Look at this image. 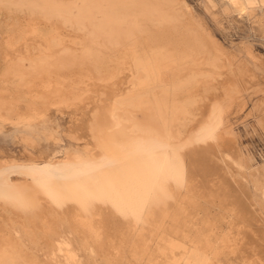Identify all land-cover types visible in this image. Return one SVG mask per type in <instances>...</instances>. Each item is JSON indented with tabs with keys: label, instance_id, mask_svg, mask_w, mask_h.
Here are the masks:
<instances>
[{
	"label": "rangeland",
	"instance_id": "rangeland-1",
	"mask_svg": "<svg viewBox=\"0 0 264 264\" xmlns=\"http://www.w3.org/2000/svg\"><path fill=\"white\" fill-rule=\"evenodd\" d=\"M43 1L0 0V113L5 115L0 123V168L43 158H87V151L106 152L95 134H104L108 117L107 123L119 118L118 129L138 120L155 124L159 131L164 127L166 133L174 132L176 138L168 140H173L175 151L180 150L176 151L180 162L168 168L167 162L161 161L134 183L111 182L102 194L62 185L41 193L22 171L9 170L0 187V237L5 242L10 237L15 240L14 263L181 264L190 250L189 257L197 262L206 264L212 259L214 264H243L238 255H227L224 245L231 236H244L245 241V235L246 243L254 240L251 244L257 243V252H264L260 222L264 219V0H244L246 10L222 0H126L137 16L130 42L147 49L197 47L199 58L205 50L209 56L217 51L222 54L221 62L227 64L215 69L216 81L203 76L170 91V101L173 95L178 100L193 95L195 101L185 102L188 116L170 112L165 123L148 105L106 114L113 101L136 83L133 74L116 66L118 55L129 42L123 34L128 25L120 24L119 47L106 39L96 43L89 22L70 26L54 15L45 19ZM99 1L104 12H125L120 0ZM165 11L171 14V21L162 20ZM72 12L81 22L79 9L74 7ZM33 24L44 38L54 33L63 42L53 47L49 66L32 69L31 61L48 54L46 42L32 33ZM7 40L19 49L10 48ZM163 73L165 81L173 74L171 70ZM144 76L150 79L151 75ZM198 81H202L200 87ZM157 90L160 93L162 88ZM213 105L218 108L219 122L210 135L196 139V126ZM29 107L44 114L30 121L18 120L14 112H28ZM170 239L181 247L170 250ZM213 251L218 252L217 260Z\"/></svg>",
	"mask_w": 264,
	"mask_h": 264
},
{
	"label": "bare ground",
	"instance_id": "bare-ground-1",
	"mask_svg": "<svg viewBox=\"0 0 264 264\" xmlns=\"http://www.w3.org/2000/svg\"><path fill=\"white\" fill-rule=\"evenodd\" d=\"M8 1H10V0H8ZM77 1L78 0H71L70 2H62V1H57V0H44L41 8L46 13L45 15L48 16V17H45V19H49V15H54V16H57L58 18H60L64 25L68 24L70 26H73L74 24L81 26V25H84L87 22H89L92 26V29L89 30V33L92 35L93 40L96 43H101L102 41H104L106 39L108 41H111L114 44L115 48H117V46L119 45L118 37H119V34L121 33L120 31H122L120 24L126 23L128 25L127 29H123V34L125 36V39L128 40L129 42H127L125 44L126 46L122 49V52L118 55L116 66L118 67L119 70L123 69V71H125L124 70V68H125L128 70V72H129L128 74H133L135 76L134 79H135L136 83L132 86H130L131 85L130 84L128 86V90L126 89L127 91L124 94V96L117 97L113 101L112 110H109L110 112H106V114L108 116H112L113 113L115 112V110H118V109H121V108H124L127 106H131V107L143 106L144 107V105H146V106L148 105V107L150 106L149 108L153 109L152 111L154 113L161 114L160 116L162 117V121H164V123L166 120L165 115L169 114L170 112L173 114L179 112L184 116H188L190 114V110L188 109L187 103H185V102L186 101L187 102L188 101H195L194 96L188 95L187 97L184 98V100H178L176 95H173L172 100L170 101L169 100L170 91H173V92L178 91L179 89H182V88L186 87L187 85H190V83H193L195 80H197V78L203 77V76L210 78L212 81H216L215 75L217 74V71L215 69L218 67H226V65H227V64L221 62L222 61V57H221L222 54L220 52H217V51L213 52V54L211 56H209L207 53V50H205V52L201 55L202 58H201V56L199 58L200 52H198L197 47L196 48L187 47L185 45V46H178L174 50V49L170 48V46L166 45V47H162L161 49H154V48L147 49V48L139 46L135 41L131 40L132 42H130L129 38L135 33L133 26L136 24L137 16H136V10L131 8L129 5H127L128 2L126 0H120L124 4L125 12H123L122 10L119 9V10H117L118 12L114 13V15H113V13H107V12L102 11L101 10V4H100L99 0H79L81 3L80 6L78 5ZM222 1L228 2L230 4V6L233 8L238 7L241 10H246L248 8V6L245 4L244 0H222ZM74 7H77L79 9V15L82 19L81 22L77 21L75 19V15L72 12V9ZM171 17H172L171 14L168 13V11H165L161 18H162V20L171 21L172 20ZM28 27H30V26H28ZM56 27H58V26H56ZM30 29H31L32 33H35L36 36L38 35V36L42 37V40L46 42V50L48 53L46 55V57L43 59L39 58V57H41L40 56L41 54L39 55V57L37 56L40 59L39 61H31L30 65H31L32 69H33V67L49 66V64H50L49 59L51 57H53L52 56L53 47L60 45L61 42H63L62 39H60L54 33H53L54 35L52 34L51 38H46V37L44 38L43 32L41 30H39V28L35 25ZM57 29L59 30L61 28H57ZM59 31H58V33H59ZM29 32H30V30H29ZM62 32H63V30H62ZM64 34H65V32H64ZM65 35H67V34H65ZM101 35H103L105 37L103 39L99 38ZM25 39L26 38H24V40ZM15 40H17V39H15ZM7 43H9L8 46L10 48L16 47V46L12 45L13 42H10V40H9V42L7 40ZM7 43H6V45H7ZM10 45H12L13 47H11ZM20 45H22V44H20ZM32 45H34V44H32ZM9 47H8V50H9ZM19 47H21V46H19ZM22 47H24V46L22 45ZM25 48L26 47H24V50H25ZM16 49H19L18 46L16 47ZM61 50L64 51L65 50L64 47ZM14 51H15V48L13 51H11V53ZM18 51H20V50H18ZM11 53L8 52L7 55H9ZM16 53H17V50H16ZM4 54H6V51ZM7 55H4V56L6 57ZM23 55H25V54H23ZM23 55H22V59H25V56H23ZM33 56H34V54H33ZM8 58H10V57H8ZM206 64L211 65V67L214 70L213 69L212 70L206 69V67H205V66H207ZM232 68H231V72L233 71ZM37 69L39 71H41V69L35 68L36 71H37ZM49 70H50V68H49ZM165 70H171L173 72L172 77L168 81L167 80L165 81L162 78V73ZM44 71H45V73L49 72L46 70H44ZM188 71H190L191 73H187ZM143 74H150L151 75L150 79L146 78L145 76L143 77ZM229 74H232V73L229 72ZM128 76H130V75H128ZM231 77H232V80H235V75H233V76L231 75L230 78ZM32 78H34V77H32ZM35 78H37V77H35ZM120 78H122V77H120ZM50 80L51 79H49L48 81L51 83L52 80L51 81ZM201 80L204 81L205 79L204 80L201 79ZM48 81H46V83H48ZM202 81L201 82L198 81V82H200V85H198L199 87L201 86ZM235 81H239V78L236 77ZM240 81H242V80H240ZM43 82H45V81H43ZM59 82H60V80H59ZM206 82H208V81H206ZM35 83H37V82H35ZM54 83L56 86V81ZM229 84H230V82H229ZM203 85H204V83H203ZM53 86H54V84H53ZM53 86L51 87V89L53 88ZM45 87L48 88L49 84H46ZM158 87L162 88V91L160 93L157 92ZM120 88H121V86H120ZM195 88H194V90H197ZM41 89H42V87L40 88V90ZM51 89L49 91H51ZM58 89H59V87H58ZM74 89H73V91H74ZM53 90L57 91L56 87ZM41 91H43V90H41ZM190 92H191V90H190ZM36 94H38V93H36ZM61 95H63V94H61ZM49 96L51 97L50 94H49ZM110 97H112V96H110ZM148 97H152L153 101L151 102L150 99L147 100ZM51 103H53V102H51ZM208 105H210V104L208 103ZM208 105L206 104V106H208ZM31 108H30V110H28V112H22V113L21 112H14V114L16 115V118L18 120L21 119V120H27V121H30L32 118L38 117V116H41L44 114L43 113L44 111L40 112L41 110H36V109L34 111L33 108L32 109ZM204 110H206V109L204 108ZM116 112H118V111H116ZM205 112H206L205 116L203 115L202 118L199 117L202 120L198 122L199 124L197 123L198 126L195 125L197 127L195 134H194L195 138L197 137L196 139H201L204 136L210 135L211 132L215 129V127L217 126V124L219 122V111H218V108L216 105L210 106V108L209 109L207 108V110ZM1 113H0V123H1V120L5 118V117H3L5 115L4 114L1 115ZM203 113L204 112L201 111V114H203ZM99 117H101V116H99ZM110 120H111V117H110ZM110 120H109V117L106 118L107 122ZM118 121H119V118H118ZM118 121H115V122L112 121L113 123L112 122L111 123H107V122L105 123V125H104L105 128L103 127L104 131H102L105 134V136L102 133H100L102 135L98 134L99 132L96 133L97 135L95 134L96 139L98 140V143L100 145L99 147L103 148V146H104L107 149V150H104L106 152H102V151L97 150L95 152L89 153L87 151V153L89 154L87 158H83L81 156L73 157V158H59V159H54V160L43 158L39 161L38 160L30 161L27 164L10 165V166L4 167V168H0V187H3L4 184L6 183L8 173H9L8 171L13 170V168H14L16 170L22 171L30 179V182L32 183V185L34 187L39 186L42 190L41 193L48 190L49 187H52L55 189L56 185H62L65 187L72 186L76 189V191H86V192H92V193L100 192V194H102L104 191L103 188L109 186L111 182L121 183L124 185L129 184V183H134L135 180L137 178H139L140 176L144 175V173L146 171H149V170L153 171L161 163V161H166L168 168H172V167L179 165L180 158L178 157L179 155L176 152L178 150L175 151L174 148L172 147L173 146L172 145L173 140H170V141L168 140L169 137L176 138V136L173 135L174 132L173 133L171 132L172 134L171 133L168 134L165 132L164 127L162 128V131H159L160 130L159 128L155 129L156 127H153V126H155V124L153 126L151 123H150L151 126L147 125L149 123L148 120L146 121V122H148L146 124L145 123H139L137 120L138 123L136 121H134L133 123H130V125L126 124V126L121 128L123 125H125V124H122V126L118 129L117 128V126L119 124ZM173 121H175V120H173ZM101 123H99V124H101ZM263 126H264V123H263ZM100 128H101V125L99 126V129ZM101 130H102V128H101ZM170 130H171V128H170ZM195 138L193 137V140H195ZM208 142H211V141L208 140ZM175 143H177V142H175ZM203 144H204V142H203ZM206 144L207 143H205L204 145H206ZM208 145H209V143H208ZM37 191H39V194H40V190H37ZM232 202H233V200H232ZM255 217H256V215H255ZM260 218H261V216H260ZM261 219H263V218H261ZM263 220H260V222L261 221L263 222L262 226L264 227V221ZM250 222H251V220H250ZM259 224H260V226H258V227H261V223H259ZM256 225H255V227H256ZM258 227H256V228H258ZM261 230H263V229H261ZM239 233H242V232L239 231ZM253 233H256V232H253ZM245 234H246V232H245ZM13 236L16 237L14 234H13ZM245 236L248 238L247 235H245ZM253 236H257V235L255 234ZM236 237L231 236L229 239L225 240L224 247L227 248L229 251V254H227V255H230V256H232V255L237 256L238 255L237 257L240 258V260L243 264H264V255H262V253H264V252L261 253L260 250H259V253L257 252L256 247H255L257 243L254 245H252L253 243L251 244V242H253L254 240H252L249 244V242L246 243L247 238L245 240L246 242L244 241V238H243L244 236L239 238V239H238V236H236ZM259 237L260 236H258V238ZM263 238H264V236H263ZM1 239L2 238L0 237V240ZM12 240L13 239L10 237L8 240L9 242H5L3 240L0 241V264H15L14 260L17 256V251H16L15 240H13V241ZM173 240L174 239H170V242L168 244L170 250H172V251L176 248L181 247L178 243L173 242ZM258 240H261V239H258ZM263 240H261V241L263 242ZM56 250H59V246H56ZM189 251L186 252V255L182 257L181 264L182 263H185V264H198V263L199 264H205V262L201 263V262H197L196 260L191 259L188 255ZM261 251H263V250H261ZM213 252H214V254H212L213 258H216V260H217L218 259L217 258L218 252H216V251H213ZM52 254H53V252H52ZM60 254H62V253H60ZM210 255H211V253H210ZM236 256H234V257H236ZM31 260L34 261L33 259H31ZM228 260L230 261L229 258H228ZM27 261H29V260H27ZM61 263L62 262H58V264H61ZM206 264H214V263H213V260L211 259V261L206 263ZM216 264H217V262H216ZM230 264H233V263H230Z\"/></svg>",
	"mask_w": 264,
	"mask_h": 264
}]
</instances>
